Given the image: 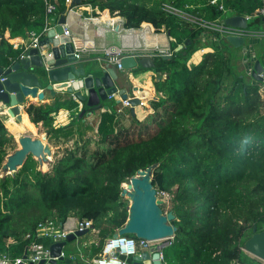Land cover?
I'll return each mask as SVG.
<instances>
[{
  "label": "trees",
  "instance_id": "trees-1",
  "mask_svg": "<svg viewBox=\"0 0 264 264\" xmlns=\"http://www.w3.org/2000/svg\"><path fill=\"white\" fill-rule=\"evenodd\" d=\"M84 3L119 15L126 28L146 22L154 31L169 32L170 57L155 56L152 68L134 71L153 72L155 97L149 101L152 111L142 120L131 117V128L139 127L138 136L151 125L155 129L145 137L126 140L130 128L119 124L115 109L109 107L99 113L94 136L67 147L49 170L38 169L37 160L28 155L16 172L0 177V253L19 257L31 240L48 244V239L24 236L33 235L44 220L63 221L74 214L92 220L98 230L97 242L82 248L83 258L95 257L104 239L126 220L128 204L120 196L121 184L136 170L155 165L153 186L173 195L167 211L175 215L171 223L176 230L162 250L166 264H230L233 260L248 264L252 259L241 250L243 242L253 226L264 229V97L260 84L250 76L247 79L244 69L239 71L241 46L229 43L217 30L168 11L165 5L205 22H218L229 14L245 15L249 17L247 30L263 33V22L255 15L260 0ZM48 5L52 6L49 12ZM65 10V0H0V66H8L21 53L4 38L5 32L10 38L42 37L52 19ZM202 32L207 34L201 37ZM179 44L183 47L175 51ZM203 48L211 51L188 65L192 54ZM252 53L264 66L263 35L253 42ZM59 108L58 104L26 108L30 121L41 123L48 139L55 142L71 136L74 122L84 117L80 116L82 107L76 120L55 127L53 115ZM13 144L0 117V166Z\"/></svg>",
  "mask_w": 264,
  "mask_h": 264
},
{
  "label": "water",
  "instance_id": "water-1",
  "mask_svg": "<svg viewBox=\"0 0 264 264\" xmlns=\"http://www.w3.org/2000/svg\"><path fill=\"white\" fill-rule=\"evenodd\" d=\"M83 1L69 0L66 10L82 4ZM66 10L54 18L55 25L46 30L37 46L24 45L20 48L21 53L16 59L6 67L0 66L1 110L20 119L19 104L27 102L28 96L36 97L38 101H41L46 94L51 97L59 95L64 97L69 94L76 98V102L83 104L84 109L80 113L81 116L101 108L106 110L108 105L103 103L108 100L109 95L115 94L118 96L117 103L125 99L128 101L129 111L134 115L133 108L139 104V99L129 95L124 88L118 89L116 80L119 71L114 65L107 62L103 65L93 63L86 65L83 64L85 59L75 58L72 39L64 34L62 29ZM260 18L264 25V13ZM222 22L226 26L245 30L248 28V18L245 15L229 14L222 17ZM166 34L169 36L168 31ZM225 40L238 47L245 42L244 37L227 36ZM182 47L183 45L179 44L174 50H180ZM162 57L170 56L163 55ZM120 64L123 70L135 67L152 68L154 56L130 53L122 57ZM262 71L263 66L255 59L249 76L261 82L260 73ZM28 155L37 160L38 158L45 160V155H50V149L39 138L23 134L18 137L17 148L6 156L0 170L7 174L14 173L22 166ZM154 167L155 165H150L136 170L126 185L121 186L120 196L129 200L127 217L124 224L112 236L132 235L136 239L164 241L160 245H153L132 256L131 264H165L159 259V252L168 244V240L173 237L176 230L171 223L175 215L171 210L164 212L161 208L162 200L156 197V189L152 184ZM86 232L88 230L77 231L69 234L64 241L51 243L48 247L51 259L46 263L40 260L36 264L73 262L69 257L60 256V252L68 242L81 238ZM242 248L245 253L264 262V229L257 230L256 226H253L251 235L245 239ZM25 256L26 252L23 258Z\"/></svg>",
  "mask_w": 264,
  "mask_h": 264
},
{
  "label": "crops",
  "instance_id": "crops-1",
  "mask_svg": "<svg viewBox=\"0 0 264 264\" xmlns=\"http://www.w3.org/2000/svg\"><path fill=\"white\" fill-rule=\"evenodd\" d=\"M67 5L68 4H66V8ZM124 23V18L120 17L119 15H111L108 9L98 10L97 8L91 7L89 4L84 3L66 10L65 23L63 25L69 30V36L72 39L74 48H79L85 43L87 46H93L96 48H101L102 46L111 44H118L124 46L128 53H151L159 50L170 49L169 43L172 38L166 34L165 30L161 29L160 31H154L152 25L146 22H143L138 28H126ZM54 25V19H52V21L49 23V27H53ZM145 25L149 26L151 30L144 31L142 27ZM4 38L10 44L16 45V47L13 48H21L24 45L29 44L31 36L27 38L21 36L10 38L8 32H5ZM204 50L205 49L203 48L194 52L190 57L188 64L198 63L202 58L203 52H206ZM196 53L197 55H195ZM97 57H101V55L99 53H91L85 57L83 64L90 65L93 63L103 65L104 60H98ZM138 68L139 67L124 69L118 72V77L116 80L118 89L124 88L129 93V95L136 96L139 99V104L135 105L133 108L134 115L131 114L129 108L127 111H125L124 107L122 108L121 114H116V120L123 126L129 122L128 120L132 116H134L137 120H142L152 111L149 106V101L155 97V91L151 81L153 72L151 70H146L141 71L138 74H134V71ZM261 95L264 96V93H261ZM117 99V95L113 96V98L108 97V100L103 103L108 105L106 110H108L109 107L116 109V107L119 106V103L116 102ZM30 104L60 105L58 111L53 115V124L55 127L60 125L63 126L68 124L71 120H76L75 114L81 110V107H84L83 104L76 102L72 98V95L66 94L64 97L60 95L57 97H51L50 95L46 94L44 99L41 101H38L36 97L31 98L28 96L27 102L20 103V119L6 114V112L0 108V117L3 120V124L14 138V150L17 148L18 137L23 134L30 135L33 138H39L44 145L48 146L50 153L51 147H54V149H59L62 146L66 147L68 143L71 144L76 141H80L86 136H94L99 113L105 111L103 108H101L84 114L82 119H78L74 122L75 125L73 127V133L71 136L67 138H60L58 142L51 141L50 143V140L48 139L41 123L34 124L30 121L26 113V108ZM86 111H88V109H86ZM23 122H25V124H23ZM9 154L10 153L7 155ZM88 232H86L82 237H84ZM93 232L96 235L94 239L81 241L82 237L76 238L75 241L68 242L72 244V247L67 252L64 251L63 247L62 251L64 255L73 260V262L69 264H77V262L80 260L84 261V259H86V257L83 258L82 248L89 246L91 243H96L98 240V230L96 229V231ZM163 242L164 241L158 240L153 242L152 245H160ZM247 255L250 257V259L256 261L257 263L264 264V262L261 260L249 254Z\"/></svg>",
  "mask_w": 264,
  "mask_h": 264
},
{
  "label": "built area",
  "instance_id": "built-area-1",
  "mask_svg": "<svg viewBox=\"0 0 264 264\" xmlns=\"http://www.w3.org/2000/svg\"><path fill=\"white\" fill-rule=\"evenodd\" d=\"M66 4L69 3V0H65ZM210 3L215 4L217 3V0H210ZM52 6L48 5L47 12L51 10ZM165 8L168 11H171L175 14L180 15L181 17L187 18L190 21L196 23L200 27H205L208 29H214L219 31L222 37L227 36H233V37H244L245 42L241 46L243 48V64L245 65V68L247 70V74H250L252 70V65L254 62V57L252 56V44L255 41V39H258L260 35L264 36L263 33H256V32H250L247 29H240L236 27L226 26L223 24L222 20L218 22H205L201 19H198L196 17L189 16L186 12L180 9H174L168 5H165ZM264 13V0H260V6L256 10L255 15L261 16ZM249 18L248 16H246ZM50 27H46L44 29V33L47 29ZM62 29L64 34L69 35V30L62 25ZM144 31H149L151 28L149 26H143ZM207 34V32H202L201 37H204ZM41 39V37L32 35L29 40V46L35 47L38 44V41ZM249 39L252 40V42H249ZM213 40H217L216 37L213 38ZM13 47H16V45H12ZM241 48V49H242ZM246 49V50H244ZM91 53H99L101 57H97L98 60H104V62H107L111 65H114L115 68L118 71L123 70L120 64V61L122 57L125 55H128V51L125 49L124 46L118 45V44H111L102 46L101 48H96L93 46H87L85 43L79 48H74L73 54L75 58L77 59H85L88 55ZM142 54H150L152 56H163V55H171L170 49L165 50H159L151 53H142ZM260 76L262 77V81L259 82L260 88L259 92L264 93V66L263 71L260 73ZM115 94H111L108 97L113 98ZM261 97H264L261 95ZM72 98L76 101V98L72 96ZM80 103V102H79ZM81 106V104H80ZM128 101L121 100L119 103V106L116 107L115 112L116 114L122 113L123 107H129ZM82 109V107H81ZM156 197L160 200H162V204H169L170 201L173 198V195L169 192L165 191H156ZM96 231V228L93 226V221L90 219H79L74 214H68L63 221H58L56 219H47L37 224L33 235L26 234L24 236L25 239L31 240L33 237L35 238H45L48 239V244L44 245L43 243L36 242L35 240H31L26 247V256L23 258V256L19 257H12L8 253H0V264H30L34 263L36 264L38 261L43 260L45 263L51 259L49 256V245L54 242L64 241L66 240V237L69 234H73L77 231ZM116 231V230H115ZM172 238H170L168 241L170 242ZM155 241H149L144 239H136L129 235H117L116 237L108 236L104 239L102 248L100 253L96 255L95 257L91 259H84V261L87 264H131V257L134 255L139 254L142 250L150 248L152 243ZM168 242V243H169ZM241 250L244 252L243 248L241 247ZM159 259L166 264V262L163 260V256L161 251ZM60 256H65L63 251L60 252ZM57 260V258H55ZM230 264H239L237 260L231 261Z\"/></svg>",
  "mask_w": 264,
  "mask_h": 264
},
{
  "label": "rangeland",
  "instance_id": "rangeland-1",
  "mask_svg": "<svg viewBox=\"0 0 264 264\" xmlns=\"http://www.w3.org/2000/svg\"><path fill=\"white\" fill-rule=\"evenodd\" d=\"M143 28V27H142ZM165 30V29H164ZM249 42L251 43L252 42V40L251 39H249ZM205 50L204 51H206V52H208V51H211V49L210 48H204ZM199 50H201V49H199ZM244 50H246V49H244ZM247 51V50H246ZM205 52H203V54H204ZM241 54L243 55V48L241 49ZM190 60V59H189ZM189 60H188V62H189ZM243 58L241 59V61L243 62ZM242 62H240L239 64H238V69H239V71L240 70H242V69H244V71H245V73H246V77H247V79H249V74H247V70H246V68H245V65L242 63ZM188 65H190V64H188ZM250 80V79H249ZM125 109V111H127L128 110V107H124ZM124 121V120H123ZM129 122H127L126 123V125H124V127H127V128H130L129 129V135H128V137H127V139L126 140H131V139H138L139 137H145L146 136V134H147V132L150 134L151 132H153L154 131V129H155V127L153 126V125H151L150 127H149V130H147V132H145V131H142L141 132V134H140V136H138L137 134H139V127H138V130H137V127H134L133 129L131 128V125H132V119L130 118L129 120H128ZM125 123V122H124ZM123 126V125H122ZM137 130V131H136ZM10 134V133H9ZM137 135V136H136ZM13 137V136H12ZM121 138V140L123 139V135H121L120 136ZM125 140V141H126ZM13 142H14V138H13ZM50 143H51V141H50ZM72 145H73V143H68L67 145H66V147H64V146H62V147H60L59 149H54V147H51V153H50V155H45V157H46V159L44 160V159H42V158H38V160H37V162H38V164H37V166H38V169H40L41 171H47V170H49L50 169V167H51V164L57 159V158H59L62 154H64V150L67 148V147H72ZM14 148H15V143L13 144V149H8L7 150V152L8 153H12L13 151H14ZM7 156V155H6ZM20 168V167H19ZM18 168V169H19ZM17 169V170H18ZM16 170V171H17ZM15 171V172H16ZM7 173H5V172H3V171H1L0 170V177H2L3 175H6ZM126 183L127 182H125V183H123V184H121V186H125L126 185ZM122 197V196H121ZM126 201H127V204H129V200L126 198V197H123ZM163 205V207H162V210L164 211V212H166L167 211V208H168V205L167 204H162ZM96 237V235H95V233L93 232V231H89L84 237H82L81 238V241H87V240H89V239H94ZM83 246V245H82ZM71 247H72V244H70V243H67L65 246H64V251L65 252H67V251H69L70 249H71ZM80 247H81V244H80ZM247 254V253H246ZM57 264H67V263H64V262H62V261H59ZM69 264V263H68ZM77 264H87L85 261H82V262H77ZM248 264H259V263H257L256 261H254V260H252V261H250Z\"/></svg>",
  "mask_w": 264,
  "mask_h": 264
},
{
  "label": "clouds",
  "instance_id": "clouds-1",
  "mask_svg": "<svg viewBox=\"0 0 264 264\" xmlns=\"http://www.w3.org/2000/svg\"><path fill=\"white\" fill-rule=\"evenodd\" d=\"M245 253V252H244Z\"/></svg>",
  "mask_w": 264,
  "mask_h": 264
}]
</instances>
